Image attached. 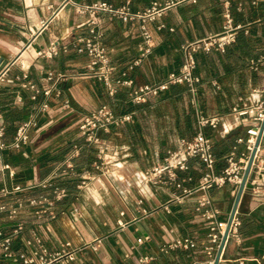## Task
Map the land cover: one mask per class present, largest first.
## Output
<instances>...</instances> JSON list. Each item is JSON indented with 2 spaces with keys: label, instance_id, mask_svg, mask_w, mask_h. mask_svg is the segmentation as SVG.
Instances as JSON below:
<instances>
[{
  "label": "crops",
  "instance_id": "0c3cea01",
  "mask_svg": "<svg viewBox=\"0 0 264 264\" xmlns=\"http://www.w3.org/2000/svg\"><path fill=\"white\" fill-rule=\"evenodd\" d=\"M104 1L113 7L125 6L132 15L123 20L110 12L98 13V30L115 67L113 78L132 80V86L118 85L109 95L104 85L91 76H73L58 83L60 97L52 95L45 112L39 111L43 96L31 100V83L45 89L43 77L49 71L76 75L85 70L88 57L73 44L88 35V14L77 9ZM169 0H0V67L10 65L0 85V142L13 141L17 125L30 116L37 126L30 130L29 141L20 149L0 148V201L17 213L0 214V229L12 235V260L0 256V264H19L20 253L37 248L33 235L50 250L62 244L82 247L69 264H138L144 255L155 260L147 264H205L203 249L209 232L197 209L200 197L207 195L217 209V220L227 222L237 189L226 183L207 191H194L201 182L204 166L197 158L187 161L188 169L176 170V179L163 175L161 182L144 179V173L160 167L168 150L180 138L189 139L196 131L191 95L184 85H174L158 97L133 105L129 92L145 83H158L182 63L181 45L218 33L227 12L241 26L235 41L224 52L211 50L195 55V73L200 78L197 92L199 108L205 114H221L225 122L217 130L204 128L212 138L216 157L215 173L226 166L225 157L234 151L237 158L247 154L246 126L230 131L229 113L238 98L253 88L264 87V0H186L165 9L144 25L151 33V46L143 53L141 34L143 14L152 2L163 5ZM56 43L58 53L51 58L38 52ZM140 58L139 65L129 68ZM69 102V108L63 101ZM102 104L115 114H132V121L114 129L108 138V153L117 152L103 172L96 170L97 149L85 143L78 132L83 115ZM78 154L71 157L73 146ZM264 149V133L261 139ZM71 164V168L67 166ZM118 163V164H117ZM8 164L9 169H3ZM103 172V173H102ZM87 173L94 179L78 188ZM251 189H244L237 214L239 238L228 240L224 256L229 260L252 259L264 255V167L251 173ZM43 183H50L43 187ZM260 186L259 195L253 188ZM20 186L21 191H13ZM6 187L11 191L1 194ZM66 192L55 197L54 188ZM190 190L183 194L182 190ZM178 197V198H177ZM141 200V203L138 201ZM208 208V207H207ZM117 220L124 224L119 227ZM21 225L16 233L13 230ZM186 236L195 246L166 255L159 247ZM248 264H255L249 261Z\"/></svg>",
  "mask_w": 264,
  "mask_h": 264
},
{
  "label": "built area",
  "instance_id": "2783aa9c",
  "mask_svg": "<svg viewBox=\"0 0 264 264\" xmlns=\"http://www.w3.org/2000/svg\"><path fill=\"white\" fill-rule=\"evenodd\" d=\"M186 0H169L163 5L157 2H152L146 11L138 15L142 19L141 34L143 38V53H148L151 46V33L144 25L145 20H152L155 16L161 15V13L168 7ZM79 14H88V35L82 38H78L73 44V47L78 52H85L88 57V62L85 66V70L82 73L76 75L67 74L60 71H49L44 77L45 82L50 83L45 89H40L36 85L28 83L25 87L31 90L30 99L36 100L39 95L43 96V100L39 105V111L45 112L49 108V98L54 95L60 97L61 91L58 88V83L71 79L73 76H91L100 81L109 95H114L117 91V86L122 85L126 87L132 86V80L126 78H113L115 67L111 64L109 55L106 48L102 43V34L98 30L97 15L101 12H110L114 15L121 17L123 20L132 18V15L128 12L125 6L113 7L107 2L97 1L89 5L79 6L77 9ZM241 28L239 25H235L231 16L226 12L224 14V21L222 28L218 33H214L205 38L188 41L181 45L180 51L182 54V63L178 69L171 71L167 74L164 80L158 83H145L135 88H131L129 92V102L133 105H139L147 102L150 97H158L162 92L169 89L174 85L186 86L188 92L191 95V103L194 107V113L196 118V131L189 139L180 138L177 142L175 149L168 150L166 156L163 158V162L160 167L153 168L151 171L144 173V179L148 181L161 182L162 176L167 175L170 180H175L176 170L185 171L188 169L187 161L190 158H197L204 166V173L201 178V182L194 191L205 192L209 188L222 187L226 183L232 184L235 188L241 183L242 175L245 170L249 155L254 147L255 141L259 135L261 124L264 121V87L253 88L249 94L239 97L237 103L232 107L229 113L233 120V124L227 126L225 131H230L238 126H246V137L239 139L238 142H244L247 150V154L243 158H237L234 151L228 153L225 157L226 166L223 168L220 174L215 173L216 158L213 153V141L210 136L204 132L205 127L217 130L224 124L225 118L221 114H205L198 105L197 92L200 78L195 73L196 58L195 55L198 52H209L211 50L224 52L226 48L235 41L237 31ZM58 53L56 43H50V45L38 52V55L51 58ZM140 58L133 61L129 68H133L140 63ZM10 65H4L0 67V85L5 81V75ZM63 106L69 108V102L63 101ZM132 114H115L112 108L107 104H102L96 109L86 113L81 117L78 122V132L84 137L87 145L93 146L97 149V160L93 163L96 170L108 172V169H104L105 165L110 163L113 156L117 152L108 153L106 148L108 147V138L112 131L121 125L131 122ZM37 126L36 119L30 116L28 119L20 122L13 137V141L10 144L0 142V148L10 147L13 149H20L23 145H26L29 141L30 130ZM264 133V128L260 138V142L256 147L255 155L251 165V173H260L264 167V149L261 146V139ZM4 134V128L0 126V138ZM78 145L73 146V152L70 156L74 157L78 154ZM118 164V163H117ZM67 166L71 168V164L67 163ZM8 164L3 165V169H9ZM102 172V173H103ZM249 174V178H250ZM94 179V176L87 173L78 184L79 189H83L87 186V183ZM51 185L50 183H43L42 186L46 187ZM253 187V185H252ZM13 191H21L20 186H15ZM183 194H189L191 191L183 189ZM260 186L253 188V193L259 195ZM11 191L6 187L1 189V194L7 196ZM55 197L61 199L65 196L66 192L63 188H54ZM178 198V197H177ZM141 203V200L138 201ZM197 209L205 208L202 216L207 220L209 232L207 239L203 245V249L207 254L205 264H214L217 252L220 248L222 237L225 231L226 222H220L217 220V214L219 211L211 207V199L207 195H203L198 199ZM21 206V203L17 207L8 208L5 203L0 201V214L7 213L8 217H13L17 213V208ZM208 207V208H207ZM119 227L124 224L121 220H117ZM239 226L240 219L237 211L231 221L230 228L227 234L225 244L222 248V252L219 256L217 264H248L249 261L255 264H264V255L257 258L246 259L236 258L229 260L224 256L226 244L231 238H239ZM22 227L17 225L13 230L16 233ZM34 242L37 248L30 253L21 252L19 255V264H69L74 261L76 253L82 249V247H71L69 243H64L56 251H50L42 242L41 238L37 235H33V240H28L27 244ZM195 246L194 239L186 236H181L173 239L172 241L163 244L159 247V252L162 255H166L171 251L183 250L186 251ZM0 256L6 260H12L14 253L12 251V235L4 234L0 229ZM153 255H144L138 259V264H147L155 260ZM16 260V259H15Z\"/></svg>",
  "mask_w": 264,
  "mask_h": 264
},
{
  "label": "water",
  "instance_id": "95a60500",
  "mask_svg": "<svg viewBox=\"0 0 264 264\" xmlns=\"http://www.w3.org/2000/svg\"><path fill=\"white\" fill-rule=\"evenodd\" d=\"M263 128H264V121L261 124L259 135H258V137H257V139L255 141L254 147H253V149H252V151H251V153L249 155L245 170H244L243 175H242L241 183L238 186L237 193H236L235 199L233 201V205H232L228 220L226 222L225 231H224V234H223V237H222V241H221V245H220V248H219V250L217 252L214 264H217V262H218L219 256H220V254L222 252V248H223V246L225 244V241H226V238H227V234H228V231H229V228H230L231 221H232V219H233V217H234V215H235V213L237 211V208H238L240 199L242 197V194L244 192V189H251L252 188V184L249 182V174H250L253 158H254V155H255L256 147L258 146V144L260 142V138H261V135H262Z\"/></svg>",
  "mask_w": 264,
  "mask_h": 264
},
{
  "label": "trees",
  "instance_id": "16d2710c",
  "mask_svg": "<svg viewBox=\"0 0 264 264\" xmlns=\"http://www.w3.org/2000/svg\"><path fill=\"white\" fill-rule=\"evenodd\" d=\"M216 158V157H215Z\"/></svg>",
  "mask_w": 264,
  "mask_h": 264
}]
</instances>
